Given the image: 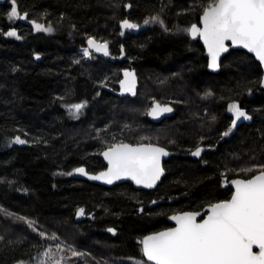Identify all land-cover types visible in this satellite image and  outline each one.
I'll return each instance as SVG.
<instances>
[{
    "label": "trees",
    "instance_id": "obj_1",
    "mask_svg": "<svg viewBox=\"0 0 264 264\" xmlns=\"http://www.w3.org/2000/svg\"><path fill=\"white\" fill-rule=\"evenodd\" d=\"M207 2L17 0L20 15L50 24L52 32L20 20L14 24L7 17L9 4H0V264L32 259L41 251L39 232L56 231V221L63 234L99 255L144 258L140 241L169 226L171 214L202 212L229 199L231 180L251 177L238 166L247 157L249 162L264 157L262 68L251 54L232 49L218 72L207 69L202 46L184 31ZM156 14L165 25L144 24ZM124 16L141 30L122 36ZM13 28L20 38L7 35ZM88 37L109 41L114 55L122 48L125 60L110 63L103 53L77 60ZM128 65L139 76L137 96L118 97L103 88L114 86V68ZM206 90L210 96H204ZM169 96L178 100L174 115L165 128L152 131L147 114H141L145 101L155 97L170 103ZM84 101L78 116L70 114L66 105ZM231 101L248 108L252 123L223 138ZM98 132L106 135L104 141L121 135L124 141L158 143L177 154L164 162L165 175L153 190L129 182L105 187L74 175L82 166L90 173L103 168L104 146L93 137ZM17 136L27 143L16 142ZM200 144L206 146L201 156H191ZM79 208L86 213L81 221L75 218Z\"/></svg>",
    "mask_w": 264,
    "mask_h": 264
},
{
    "label": "snow or ice",
    "instance_id": "obj_2",
    "mask_svg": "<svg viewBox=\"0 0 264 264\" xmlns=\"http://www.w3.org/2000/svg\"><path fill=\"white\" fill-rule=\"evenodd\" d=\"M11 5L8 14L10 20L27 19V13L21 17L17 0H11ZM200 20L202 27L192 24L184 31L190 32L193 37L199 35L203 39L210 57L208 65L210 68L220 67L219 59L221 53L227 52L228 41L232 45H241L255 53L259 61L264 63V0H208L202 6ZM31 23L38 31L54 30L50 24L45 26L36 20ZM121 23L126 29L140 27L139 24L127 19ZM150 23L165 25L160 14L144 20L145 25ZM164 30L169 29L165 26ZM7 35L20 38L15 28ZM87 43L88 47L83 49L84 57H90L92 49L105 55L109 54L107 41L100 43L95 37H88ZM124 77L120 81L122 90L135 94V73L125 70ZM86 104L87 101H84L66 107L70 114L78 116ZM228 108L234 114V119L228 130L222 133L225 137L236 127L237 121L252 119V116L236 102L229 104ZM171 111V107H161L157 103L150 115L158 117L162 113ZM15 141L20 144L27 143L19 136L15 137ZM202 151V148L197 147L192 155L200 156ZM168 154L164 148L151 143L136 145L114 143L103 152V156L108 161L107 170L89 178L112 184L114 180L130 177L136 184L152 188L164 172L161 167V157ZM74 171L85 176L89 175L83 167ZM241 171L253 174L251 178L232 180L235 191L231 198L209 204L205 216L199 221L197 220L200 216L199 212H181L171 217L176 222L175 227L143 237L140 243L142 254L147 261H135V264H148V262L150 264H264V164L253 165ZM84 214L85 209L79 208L77 215ZM29 224L31 225L32 222L29 221ZM108 231L114 233L116 230L110 228ZM39 235L45 237L47 234L39 232ZM50 238L58 239L55 234ZM254 246L259 250L253 251ZM55 249L54 252L51 245L45 249L40 264H62L64 247L57 243ZM68 249L74 257L83 255L72 246H68Z\"/></svg>",
    "mask_w": 264,
    "mask_h": 264
},
{
    "label": "rangeland",
    "instance_id": "obj_3",
    "mask_svg": "<svg viewBox=\"0 0 264 264\" xmlns=\"http://www.w3.org/2000/svg\"><path fill=\"white\" fill-rule=\"evenodd\" d=\"M9 4V12L11 11V0H7V2ZM18 7V6H17ZM20 13V12H19ZM8 17V15H7ZM9 19V17H8ZM123 18H121L119 20V22L122 20ZM10 20V19H9ZM11 22H13L14 24H16L19 19H11ZM189 26L186 28L188 29ZM140 27L137 29H130L129 33H138L140 31ZM185 33L188 34L187 31H185ZM121 34V33H120ZM120 34H118L119 40H118V47H119V43L121 40ZM98 40V39H97ZM101 41V40H100ZM104 42V41H103ZM107 43L109 44V46H111L110 42L107 41ZM87 45V44H86ZM108 46V47H109ZM87 46H83L80 47L78 49L79 52V56L77 55V60H80L81 58V62H86L89 60H92V58L94 57V53L92 52V55L90 57H84L83 55V49L86 48ZM109 54L105 55L104 53L102 55H100L101 57H103L104 60L110 62V63H114L115 61H117V59L119 60H125V56L123 54V51H121V53L119 52V54H115L114 52L108 49ZM97 55V54H96ZM129 67V66H128ZM127 68V66L125 67ZM124 67H116L113 69V72H115V74L117 75L115 78V82H114V86L112 87H105L103 86L104 89L106 90H111L115 95H117L118 97H124V96H129L130 98H133L135 96H137L138 90H139V76L136 78V84H135V94H133L132 92H125L122 90L121 85H120V81L122 80V71L123 69H125ZM209 91L206 90L204 93V96H210V95H206V93H208ZM157 98L155 97H149L145 103L148 105V107L145 108V106L142 108L141 110V114L146 115L149 112L150 107L152 106L153 102L156 101ZM165 101L174 104H177L178 100H176L175 97H171L169 96ZM207 111V109L205 110V112ZM166 124H162L161 126H153L151 128V130H160L162 128H165ZM143 128V126H141ZM142 128H137V130L142 129ZM145 129V128H144ZM147 129V128H146ZM226 131V130H225ZM223 131V132H225ZM140 134L141 130L138 131ZM98 135L93 136L95 139L101 140L100 141V145H103L104 147L101 149L100 153L105 150L106 148H108V145L117 143V142H121L124 141L123 137L121 135H118L116 137H114L113 139H108L104 141V137L106 135L100 134V132L97 133ZM133 137H137L138 139H140L141 137H138L136 135H134ZM225 137V136H224ZM103 140V141H102ZM129 141V140H128ZM163 141H167L169 142V140L167 138H164ZM13 141L9 140L8 145L12 144ZM106 146V147H105ZM252 158V162H249L250 157H247L246 159H243V161L241 162V165L238 167H242V168H250L253 165H259V164H264V157L260 158V157H251ZM236 169V168H235ZM240 169V168H239ZM227 180L225 178H223L222 182L224 183V181ZM230 181V180H228ZM232 181V180H231ZM232 194V193H231ZM231 197V195H230ZM229 197V198H230ZM200 214L202 212H199ZM19 216V215H18ZM21 216H19L20 218ZM23 217V216H22ZM25 221H30L31 219L27 218V217H23L21 218ZM22 220V221H23ZM33 224H35L33 221H31ZM56 225H57V230L54 232L49 233L48 235H46L45 237H40L41 241H42V246H41V251L38 252L32 259L28 260V261H21L18 262L16 264H40V260L43 258L42 254L44 252L45 249H47L50 245L52 246L53 251L55 252V245L57 243L61 244L64 247V252H63V256H64V261L62 262V264H135V261H145V258H137V257H131V256H126V257H122V256H114V255H108L110 257L107 256H102L99 255V253L96 252V250H89L88 247H86L85 245H82L81 243H79L78 240H75L74 238H69L67 237L65 234L62 233L61 231V227H60V223H57L56 221ZM9 232H13V231H9ZM52 234H55L58 239L56 240H52L50 237L52 236ZM68 246H72L75 248L76 251L82 253L83 255L79 256V257H74L71 255V251L68 249ZM59 255V253H58ZM148 264H150L148 262Z\"/></svg>",
    "mask_w": 264,
    "mask_h": 264
},
{
    "label": "water",
    "instance_id": "obj_4",
    "mask_svg": "<svg viewBox=\"0 0 264 264\" xmlns=\"http://www.w3.org/2000/svg\"><path fill=\"white\" fill-rule=\"evenodd\" d=\"M7 2V0H0V4H4V3H6ZM24 14V13H23ZM23 14H21V17L23 16ZM202 15V14H201ZM22 23L23 22H26L27 24H29V25H32V23H31V21H28V20H26V19H23V18H21V19H19ZM194 24H196V23H194ZM198 25V24H197ZM200 25H201V27H202V21L200 20ZM199 26V25H198ZM191 27V26H190ZM189 27V28H190ZM128 29H126V28H124L123 27V31H127ZM189 33V36H190V38H192V39H194V40H196V39H198L199 41H200V43L202 44V46L204 47V54H205V56H206V58H207V69L209 70V71H211V72H218L219 71V69H220V67L219 68H216V69H212V68H210L208 65H209V62H210V57H209V55H208V52H207V48H206V46L204 45V42H203V39L199 36V35H197V36H195V37H193L191 34H190V32H188ZM87 41H88V39H87ZM97 42H100V41H98L97 40ZM100 43H102V42H100ZM226 44L228 45V50H227V52H224V53H221V56H220V59H219V64H220V62H221V59L223 58V56L226 54V53H228L229 51H230V49H242V50H244V51H246L247 53H249V54H251L252 56H254V58L256 59V61L260 64V66H261V68H262V78H261V86L262 87H264V63H261L260 61H259V59L256 57V55H255V53H253V52H250L248 49H245V48H243V46H241V45H232L231 44V42L230 41H228V42H226ZM87 47H88V43H87ZM92 52L94 53V54H102L103 52H95V50L94 49H92ZM125 70H128V71H130V72H134L135 73V84H136V71L134 70V69H132V70H129V69H125ZM124 70V71H125ZM124 71H123V73H122V80L125 78L124 77ZM159 104L161 107H171L172 108V111L171 112H165V113H162L161 115H159L158 117H153L152 115H150V112H151V110H152V108L156 105V104ZM174 115V109H173V107L170 105V104H161V103H159L158 101H156V102H154L153 103V105L151 106V108H150V110H149V112H148V119L151 121V122H153V123H160V122H162L165 118H169V117H172ZM123 143H127V144H132V145H136V144H133V143H130V142H123ZM138 144V143H137ZM145 144H147V143H145ZM152 144V143H151ZM154 145H156V146H158V147H162V146H160V145H157V144H154ZM162 148H164V147H162ZM169 154L167 155V156H162L161 157V167L164 169V166H163V164H164V161H166L167 159H169L171 156H173V155H176L177 153H175V152H173V151H170V150H168V149H166V148H164ZM107 150V148L105 149V150H103L101 153H100V158L102 159V161L104 162V164H105V168L104 169H102V170H100V171H98V172H95V173H90V172H88L87 171V169L85 168V167H83L84 169H85V171L86 172H88V176H85V175H83L82 173H77V172H75L74 171V175H75V177L76 178H79V179H85V180H88L89 182H92V183H95V184H99V185H102V186H105V187H112V186H114V185H116V184H120V183H124V182H129V183H131L133 186H134V188H136V189H144V190H153V189H155L156 188V186L159 184V182L161 181V179H162V177L165 175V169H164V172H163V175L160 177V179L156 182V184L152 187V188H149V187H146L145 185H143V184H136V182L134 181V180H132L130 177H122L121 179H119V180H114L113 181V183L112 184H108V183H106L104 180H93V179H90L89 177L91 176V175H98L99 173H101V172H104V171H106L107 170V168H108V161L105 159V157L103 156V152L104 151H106ZM79 168V167H78ZM251 178V177H250ZM235 179H244V178H235ZM235 179H233V180H235ZM229 185H230V187L232 188V193L235 191V186L231 183V181L229 182ZM232 195V194H231ZM231 198V197H230ZM229 198V199H230ZM215 203H217V202H215ZM209 206V205H208ZM208 206H206L204 209H203V211H205V212H207V210H208ZM183 212H194V211H183ZM181 213V212H180ZM177 214H179V213H177ZM177 214H175V215H177ZM174 216V215H173ZM198 218H199V216L197 217V220H198ZM170 221H171V223L173 224V227H175L176 226V222L174 221V220H172V219H170ZM163 230H165V229H162V230H159V231H163ZM159 231H156V232H159ZM152 233H155V232H151V233H149V234H147V235H150V234H152ZM147 235H145V236H147ZM144 236V237H145ZM143 239V238H142ZM259 249H258V247L257 246H254V248H253V251H258ZM146 260H147V258L146 257H144Z\"/></svg>",
    "mask_w": 264,
    "mask_h": 264
},
{
    "label": "flooded vegetation",
    "instance_id": "obj_5",
    "mask_svg": "<svg viewBox=\"0 0 264 264\" xmlns=\"http://www.w3.org/2000/svg\"><path fill=\"white\" fill-rule=\"evenodd\" d=\"M128 3L126 4V9H127V11H129V9H130V7H128ZM202 14V13H201ZM201 14L199 15V18H198V20H197V22H195L196 24H198L200 27H201V25H200V16H201ZM125 19H127V20H129L130 22H132V23H136L134 20H132V19H130L128 16H124L123 17V19L119 22V24H120V27H121V35L122 36H125V34H127L129 31H130V29H128L127 31H123V26H122V21L123 20H125ZM25 24V23H24ZM137 24V23H136ZM25 25H28V24H25ZM199 43H200V41L198 40V39H196ZM200 45L202 46V44L200 43ZM202 48H203V50H204V47L202 46ZM230 50H232V49H230ZM242 50V49H241ZM205 55V54H204ZM129 66V67H128ZM127 66V68H125V69H129V70H132V69H134V68H132V66H130V65H128ZM125 69H123V71L125 70ZM123 71H122V73H123ZM261 78H262V75H261ZM260 78V79H261ZM261 81V80H260ZM261 83V82H260ZM248 95H250V97L252 96V93H250L249 92V94ZM156 102V101H155ZM233 102H236V103H238L243 109H245L247 112H248V114L250 115V116H252L251 115V113L249 112V110H248V108H246L244 105H242L240 102H238V101H231V102H229L228 103V105H227V109H226V114L229 116V124H228V127L226 128V131L228 130V128L231 126V122H232V120L234 119V114L231 112V111H229V108H228V106H229V104H231V103H233ZM154 103V102H153ZM160 103V102H159ZM161 104H170L172 107H173V109H174V106H173V104L172 103H161ZM153 105V104H152ZM151 108V107H150ZM150 110V109H149ZM147 115H148V113H147ZM147 118H148V116H147ZM170 118L171 117H169V118H165L162 122H160V123H153V122H151L149 119V121L153 124V126H161L162 124H167L168 122H169V120H170ZM252 123V119L251 120H244V119H241L240 121H237V125H236V127L235 128H233V130H232V132L228 135V136H226V138L227 137H231L236 131H237V129L238 128H241L244 124H251ZM223 138H224V136H222ZM121 142H128V141H121ZM117 143H120V142H117ZM133 144H137V143H133ZM152 144H157V145H160V146H162V147H164L165 148V146H163V145H161V144H158V143H152ZM197 147H200V148H202L203 149V151L206 149V146H203V145H198ZM196 147V148H197ZM196 148L195 149H192L190 152H189V154L191 155V156H193V157H195V158H199L200 156H194V155H192V153L196 150ZM167 149V148H166ZM169 150V149H168ZM203 151L201 152V154L203 153ZM102 160V159H101ZM103 162V161H102ZM165 162V161H164ZM103 164H104V162H103ZM163 166H164V164H163ZM105 168V164H104V166H103V168L102 169H104ZM101 169V170H102ZM100 171V170H99ZM77 211L78 210H76V212H75V218H76V220L77 221H81V220H83L84 218H85V215H86V213L83 215V216H78L77 215ZM183 212V211H182ZM177 213H180V212H177ZM177 213H174V214H171L170 216H169V218H168V223H169V226H167L165 229H167V228H172L173 227V224L171 223V221H170V219H171V217L173 216V215H175V214H177ZM205 214H206V212L205 211H202V213L200 214V216H199V218H198V221L202 218V217H204L205 216ZM89 217V216H88ZM146 260V259H145ZM150 263V262H149Z\"/></svg>",
    "mask_w": 264,
    "mask_h": 264
}]
</instances>
